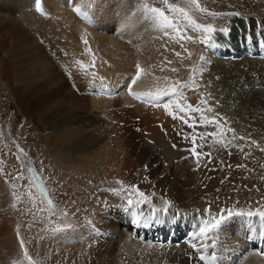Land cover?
Wrapping results in <instances>:
<instances>
[{
    "label": "bare ground",
    "instance_id": "6f19581e",
    "mask_svg": "<svg viewBox=\"0 0 264 264\" xmlns=\"http://www.w3.org/2000/svg\"><path fill=\"white\" fill-rule=\"evenodd\" d=\"M61 1L13 0L9 4L2 3L5 15H0V36L3 33L5 38H8L4 39L6 41L4 43L0 39V53L7 55V61H0V69L3 75L8 74L6 82L10 87L16 83L22 85L18 90L11 87L21 107H25L29 113H42L46 118L44 122L47 124L48 121L52 127L36 144L44 149L47 158L54 166L52 172L55 175L60 172V176L68 178L67 182L71 183V189L77 192L87 191L89 185L95 182L111 184L112 177L127 175L130 170L136 168L133 164L137 162L148 165L156 174L153 179L156 193L169 201V215L179 213V216L174 223L138 229L133 225L130 214L123 210L127 206L125 196H117L112 191H108L107 199L114 204L109 205L108 202H104L103 205L98 203L89 205L88 208L84 207L85 210L80 211V214L89 217V220L83 221L84 224L77 228L53 236V246L49 247L47 253L48 260L55 259L57 263H62L66 260L69 249L81 243L86 244L88 254L95 253L94 264H202L191 258L194 255L191 245L192 233L197 231L194 225L197 224L198 219L208 218V213L204 210L205 208L210 210L207 205L213 203V184L202 186L198 173L204 162H209V159L203 157L199 166L191 158L186 159L190 154L182 149L191 147V142L177 141V131L170 122L162 125L163 128L158 124V121H165L163 106L152 108L149 105H140L139 102H147L129 95L127 84L135 75L137 63L142 69L141 80L133 85L132 91L142 94L155 93L158 89L172 84L164 78H169L171 72L175 73L172 71L173 68L176 70L180 67L187 68L189 79L184 84L189 86L186 91L194 93L198 97L197 102L201 105L211 107L212 116L218 114L226 118V124L221 121L223 126L220 132L224 133V139L230 143L227 150L217 146L225 153L230 152L231 160L237 164L242 156L247 153L249 157L251 153L254 173L264 176V167H261V164H264V156H262L264 149L261 143L264 139V125L250 124L248 129L241 131L236 126L235 117L230 113L228 105L230 101L224 100L237 95L242 97L244 91L249 88L251 97L244 101L246 104L242 111L244 113L255 111L259 114L264 110V70L260 68L264 66V59L251 57L245 51L247 46L254 47L257 44L264 46V19L253 16L246 18L244 29L240 27V21H233L234 27H231V32L228 34L229 42L222 40L225 36L216 34L214 42L219 45L220 50L215 43L214 46L205 44L202 60L197 64L194 63L196 53L193 50L187 52L185 64L183 62L166 64L163 63L164 54L155 62L153 59L148 60L142 49H134L130 46L139 39L141 33L147 32L148 22L146 24L145 13L149 18L151 15L144 0H115V9L107 6L104 13L106 21H114L116 24L104 26H99L100 17L95 8H92V19L87 20L86 16H83V21L75 24V28H71V24L73 18L80 15L79 13L68 15L67 12L61 11L60 18L52 15L49 19L53 24L54 35L57 36L56 41L61 46L64 60L68 63L67 71L72 76L73 83L81 85L87 82L90 87L95 88L87 106L78 112L66 86L61 81L56 83L54 77L56 73L44 58L40 56L42 60L39 61V66H48L47 69L34 63L37 49L31 37L19 25H10L15 22L14 18L9 16L14 12L23 14V17L30 16L34 8L42 6L43 9H54ZM228 1L237 4L236 0ZM36 3L39 4L35 5ZM139 7H144V12L138 11ZM38 10L43 12L41 8ZM103 28L107 31L105 34L102 32ZM234 29L237 31L235 32ZM174 33L172 32L171 37ZM171 37L166 36L164 30L160 28L159 39L168 42L169 39L172 40ZM98 38H105L106 43L101 50L95 48V41ZM84 40H87V45L83 43ZM109 46L115 49L110 59L117 60L108 69L106 65L100 63L98 57L109 49ZM146 46L147 44L143 47ZM227 46H232L233 49L228 50ZM15 48L17 50H14ZM89 48L94 55L86 51ZM33 49H36V54L31 52ZM23 58L29 62L31 67L28 68L29 72L20 69H24L22 65L25 66L23 62L26 60ZM93 60L95 64L94 67H89L90 72L82 70L92 64ZM241 65L244 67L242 68ZM197 68H202L203 71L198 72ZM44 77L49 79L42 81ZM56 77L60 80L57 75ZM236 85L241 87L242 95L238 94ZM61 97H66L68 101L62 100ZM115 97H117L115 100H110ZM119 97L122 105L116 106ZM181 97L182 95L176 99L181 101ZM67 105L75 112L69 113L64 108ZM127 105H131L136 110L148 109L141 110L143 122L145 121L142 126L130 128L121 126L118 119L116 122L109 121V114L114 113L117 116L119 110ZM185 110L188 111L187 108ZM236 110H240V107ZM54 121H59V124H54ZM229 127L234 130L237 137L243 139L233 140V132L227 131ZM212 128L214 131V127ZM184 129L193 130L188 127ZM190 133L188 130L183 132L185 135ZM47 136L53 141L46 140ZM160 136L165 139H160ZM173 144H176L177 148L174 149ZM213 151L218 150L213 149ZM221 153L224 156L225 153ZM181 155L182 158H179ZM42 158L45 161V155ZM248 179L257 184L258 190L255 193L257 196L262 185L264 186V177L257 180L255 175H248L247 179L245 176L246 184L250 182ZM8 192L9 189L0 179V195H2L0 199L5 201ZM82 198L83 203L80 205L88 201V194H83ZM143 205L139 210L147 213L150 207L147 204ZM14 208L15 206L11 205L0 208L3 216L6 217V222L0 229V237L10 235L7 239H0V254L5 264H27L20 254L21 238L13 221L18 209ZM210 211L213 215L220 213V211ZM226 211L228 210L225 209L221 214L227 216L224 214ZM12 221L14 223L11 225ZM253 228L255 231L252 230ZM176 229L179 232H174ZM260 229L258 217L252 218L251 225L245 218L239 216L233 215L229 218L221 226L220 232L215 234L218 236L216 252L221 257L219 264H264V237L259 235ZM164 233L166 234L163 235ZM160 237L162 240L159 239ZM15 249L17 252L14 251ZM88 254H86L87 258Z\"/></svg>",
    "mask_w": 264,
    "mask_h": 264
},
{
    "label": "rangeland",
    "instance_id": "374dc122",
    "mask_svg": "<svg viewBox=\"0 0 264 264\" xmlns=\"http://www.w3.org/2000/svg\"><path fill=\"white\" fill-rule=\"evenodd\" d=\"M236 1L237 4L230 3L228 0H197V3L201 7L207 9L208 13H239V15L235 16H212L207 13L196 11L195 7L188 3V0H167V3H165L164 0H144V2L148 5V9L161 8L165 11V15L169 16L170 19L176 18L180 31H182L185 36L192 37V39L180 42H177L175 39H169L168 42L164 39H159L160 28L156 26L155 21L152 19V14L148 11L151 16L149 18L145 13V18L147 20L146 24L148 22L147 32L141 33L139 39L133 42L130 46L134 49H142L148 60L153 59L155 62L159 61L161 55L164 54L165 60L163 63L166 64L184 63L187 52L193 50L196 53L194 63L197 64L202 60L204 49H206L205 44L201 42L203 34L200 31H193L191 28L186 27V23L183 19L178 17V14L169 12L167 6L175 5L177 7L184 8L189 13V16L197 23L205 25L211 24L215 29L228 28L229 33L231 32V27H234L232 26L233 21H240V27L244 29V20L246 18L253 16L254 18L264 19V0ZM12 2L13 0H0V15H5L3 13L4 9L2 8V3L9 4ZM37 4L39 3H36L35 5ZM114 4L115 0H62L61 3L57 4L54 9H43L42 6L34 8V11L30 16L25 15V17H23V14H17L15 12L12 15H9L15 20V22L10 23V25H19L27 32L35 43L37 49L35 50L37 51V54L34 49L31 51L36 54L34 63L39 66V61L41 62L42 60L40 58H44L48 66L51 67L60 78V80H57L56 75L53 74L56 78V83L58 84L61 81L66 86L68 94L75 101L74 105L78 108V112L82 111V109L87 106L88 99L93 93L92 90L95 88L90 87L87 82H84L81 85L79 83H73L72 76L67 71L68 63L64 60V56L61 52V46L56 41L57 36L54 35L55 30L49 18L52 15L60 18L61 11L67 12L68 15L79 13L80 15L73 18L72 24L69 21L71 28H75V24H79L83 21V16H86L87 20L92 19V8H95L98 10V17H100L98 22L99 26L116 24L114 21H106V14L104 13L107 6L115 9ZM38 8H41L43 12L38 10ZM137 10L144 12V7H139ZM65 21L68 22V20ZM234 31L236 32L237 30L234 29ZM102 32L105 34L107 31L103 28ZM168 32L169 37H171L173 31L168 30ZM216 34H218V36H225L219 31H217ZM216 34L215 37H217ZM1 35L2 36L0 37L4 36L3 33ZM106 35H109V33H106ZM177 35H179V32H175L173 37ZM7 38L8 37L5 38L4 36L0 39L4 43ZM26 39L27 38H25V40ZM222 40L229 42L228 35ZM105 43V38H98L95 41V48L101 50ZM145 44H147V46L143 47ZM244 44L247 45L246 43ZM181 45H183V47ZM215 46L219 48V45L216 43ZM109 47V49L103 51L98 57L100 63L102 65H106L108 69L114 64V61L117 60L116 58H114V60L110 59L111 54L115 53V49L113 46ZM231 47L232 46H227V48H229L228 50L233 49ZM14 50H17V48ZM176 53H180V56L178 57ZM27 58L28 57H26V59ZM23 59L26 60L25 58ZM4 60L7 61L6 53H0V61ZM23 64H25V66L22 65L24 69L20 68L18 65L15 66H18V68L22 71L29 72L30 70L28 68L31 67L28 60L24 61ZM48 66L41 65L39 67L47 69ZM241 66L242 68L244 67L243 65ZM85 68L89 70L88 66H85ZM182 68L185 67H180L177 71H175V73L171 72L170 75H168L169 78L166 77L167 81L169 83H174L176 81L184 83L187 81L189 79V71L185 68L179 72ZM260 68L264 70V66H260ZM57 70H59V72H57ZM110 70L116 71L112 69ZM90 71L91 70H89V72ZM192 77H194V75ZM7 78L8 74L3 75L0 69V179L5 187L9 189L7 199L5 201L0 199V208L11 205L15 206L14 209H18V213H15L16 215L14 216L13 221L16 223L19 237L25 242L20 254L23 256V259L27 264H29V261L24 255L25 250H27L28 255L31 256L33 264H36V262H38V264H91L92 260V264H94L95 253L88 254L86 244L81 243L69 249L68 256L65 261H62V263H57L58 261L55 259L53 261L48 260L49 254L47 255V253H49V247L53 246V236L77 228L81 226V224H84L83 221L89 220V217H84L80 214V211L85 210V208H88L89 205L93 206L98 203L103 205L104 202H108L109 205H113L114 203L111 201L109 202L107 199V192L112 191V189H120L121 185H118L116 183L117 181L123 182V186L125 188L133 184L137 185L139 191H142L151 197V205L163 208V201L165 198L163 199L162 196L158 195L156 193L157 190L153 186V179L156 177V174L148 165L137 162L133 164L136 168L130 170V173L127 175L112 177L111 184L107 185L105 182H95L89 185V189L87 191L82 192H77L71 189V183L67 182L68 178L60 176V172L56 175L52 172L54 166H52L51 161L47 158L44 149L38 147L36 144V142L40 141L44 137V134H47V132L50 131L52 128L51 125L48 121L47 124L44 122L46 118L42 116V113H29L26 111L25 107H21L14 96L12 88L18 90L22 85L18 83L12 84L11 88L6 82ZM48 79V77H44L42 81H47ZM235 88L238 90V94L240 93V95H242L240 92L241 87L236 85ZM244 92L245 94L242 95V97L237 95L236 97H227L224 99L230 101L228 104L230 107V113L235 117L236 126L241 131L248 129L250 124L264 125V110L259 114L255 111L249 113H244L242 111V108L246 104L244 101L251 97L249 88H247ZM118 96H120V94ZM196 97L197 96L194 93H191L189 90L186 91V88H184L181 101L176 99L175 102L180 105L185 104L193 107H200L201 112L189 113V116L195 117L197 120L201 114L212 117L211 112H206L205 110L207 107L197 102L198 97ZM116 98L117 97L111 98L110 100L113 101ZM61 99L68 101L66 97H61ZM139 104L142 106L149 105L152 108L160 107L153 106L150 103L148 104V102H139ZM218 104L219 103H216V105ZM240 104H243V106H239ZM121 105L122 103L119 97L116 106ZM238 107H240V110H236ZM64 108L69 113L75 112V110L69 105L64 106ZM141 110L145 111L148 109ZM141 110H136L131 105H127L123 109L119 110L117 116H115L114 113L109 114L108 119L111 122H116L118 119L121 126H127L130 128L140 127L145 123V121L143 122ZM169 110L173 111L174 114L178 116H184L185 113L188 112L185 109L183 112H175L174 108H170ZM161 118L163 119L162 116ZM167 122H170L172 124L171 126L175 128L176 131H181L182 133L187 130L191 133L193 131L184 129V127L187 126L183 124L180 119L173 120L172 117L167 115L165 112V121H158V124L164 125ZM192 122V119H189V123ZM54 124L58 125L59 121H54ZM199 131L211 132L213 131V128L212 126L207 128L200 127L198 128V132ZM160 139L165 138L160 136ZM211 139V137L208 138L207 145L204 147L203 151L205 150V153L211 152L212 159L209 162H204L202 168L198 170L202 186L213 184V203L211 205L214 207L211 205L207 206H209L210 210L213 212H219L221 209H227L228 211L233 209L239 211L243 210L245 212L249 210L255 211L258 207L257 202L264 201V186L262 185V188L259 190L260 193L255 196V193L258 190L257 184L251 179H248L250 182L249 184H246V180L244 179L245 176L247 179L248 175H255L257 180L264 176L254 173L255 168L252 167V154L249 153L250 156L248 157L246 153L242 156V158H240L238 164L234 163L230 158L231 153H225V151L220 149L217 145H213L211 143ZM46 140L53 141L49 136H47ZM176 140L185 141L179 136ZM199 143L200 141L197 140V144ZM261 143L264 149V139ZM212 148L218 150L217 152L219 154L214 152ZM261 149L262 148L260 147V150ZM197 151H200V149L198 148ZM221 152L225 153L224 156ZM44 155L45 161L42 160V156ZM262 156H264V151ZM179 158H182V155ZM205 158L209 159L207 156ZM241 161L242 163H240ZM262 166L264 167V164H261V167ZM29 169H32V171H29ZM86 193L88 194L89 199L87 202L80 205V203H83L82 195ZM125 193L126 192L122 193L120 196H126ZM1 197L2 195H0V198ZM133 198L135 199L136 197L133 195ZM49 200L51 201V204H49ZM143 206L144 205H141L140 208ZM228 211L224 214L228 215ZM195 213H197V211H195ZM9 219L11 220V217H9ZM13 221L11 222V225L14 223ZM5 222L6 217L3 216V213L0 211V229L2 228V224ZM66 224L71 225L70 228L65 227ZM55 228H59L60 230L54 231L53 229ZM165 232L167 233V231ZM174 232L179 231L176 229ZM8 237H10V235L0 237V239H7ZM14 251L17 252L16 249ZM85 253L88 254V258ZM0 264H5L2 261L1 254Z\"/></svg>",
    "mask_w": 264,
    "mask_h": 264
},
{
    "label": "snow or ice",
    "instance_id": "6c2138e0",
    "mask_svg": "<svg viewBox=\"0 0 264 264\" xmlns=\"http://www.w3.org/2000/svg\"><path fill=\"white\" fill-rule=\"evenodd\" d=\"M165 3H167V0H164ZM188 3L190 5H193L196 9V11L207 13L212 16H235L239 15L237 12H228V13H217L212 12L208 13V10L201 7L197 0H188ZM168 11L178 14V17H181L183 21L186 23V27L191 28L193 31H200L203 36L201 42L204 44H207L209 46H214V37L217 31L222 32L225 36L228 35L229 29L223 28V29H215L213 25L211 24H200L197 23L194 19H192L189 16V13L184 9L177 7L175 5H168ZM148 11L152 14V19L155 21V24L157 27H160L164 30V34L167 36L169 34L168 30H172L173 32H179V35L175 37H171L172 39H175L177 42L183 41V40H191L192 37L185 36L182 31L179 29V24L177 23L176 18H169V16L165 15V11L161 8H150ZM83 43L87 45V40H84ZM183 47V45H181ZM86 51L89 54L91 53V49H86ZM94 55V54H92ZM176 55L179 57L180 53H176ZM95 61L93 60V63L89 65L88 67H94ZM82 70L87 71V68H83ZM172 71H177L175 68L172 69ZM196 71H203L202 68H197ZM141 66L139 63L136 64V72L135 75L131 77L130 83L127 84V90L129 95H132L136 99H140L142 102L147 101L148 103L152 104L153 106H163L165 112L167 115L171 116L173 120L180 119L183 124H185L188 128L193 129V132L185 135L181 131H177L176 135L181 137V139L185 141L191 142V147L187 149H182L184 151H187L190 156L186 157L191 158L197 166H199L201 159L205 156L209 158V161L212 159L211 152L205 153L203 151L204 147L207 145L208 138L211 137V143L213 145H219L220 148L227 150L228 145L230 141H226L224 139V133L220 132V128L223 126L221 121H223L224 124L227 123L226 118H223L219 116L218 114L216 116L209 117L207 115L201 114L199 116V119L197 120L195 117L189 116V113L191 112H201L200 107H193L191 105H180L175 102L177 97H180L182 95L181 90L184 88H187L189 85L181 83L180 81H176L167 87H163L158 89L155 93H137L133 92L132 88L133 85L138 84L141 80ZM159 79V78H157ZM167 80V78H164ZM105 91H107L105 89ZM168 99H165V98ZM170 108H174L175 112H183L185 108L188 109V112L185 113L184 116H178L175 115L173 111H170ZM206 112H212V108L208 107ZM189 119H192V123H189ZM214 127V131L211 132H204V131H196L200 127ZM163 128V126H160ZM139 131V129H137ZM229 132H233L232 139H243V137H237L234 134V130L230 127L227 129ZM197 140L200 141L199 144H197ZM252 143H255V141H252ZM236 147H239V145H236ZM173 148H177L176 144H173ZM200 149V151H197V149ZM29 171H32V169H29ZM118 185H121L120 189H112L113 193L117 196H120L122 193L126 192L127 195L125 196L126 199V207L123 208V210L130 214L131 221L135 227L139 228H148V227H154V226H162L164 224L174 223L179 213H173L169 215V201L164 200V207L159 208L151 205V197L146 195L144 192L139 191V188L137 185H130L125 188L123 186V182L117 181ZM133 195L136 197L133 198ZM154 195V193H153ZM49 204H51V201L49 200ZM147 204L150 207V210L147 213H144L143 211H140V205ZM258 207L255 209V211H239L236 212L234 210H229L228 215L225 216L221 213L224 212V209L220 210V213H217L216 215H213L211 211L208 208H205V213H208V218H200L198 219L197 224L194 225V227L197 228V231L192 233L193 242H192V249L194 252V255L191 257L192 259H196L202 264H219L221 257L216 252V247L218 244V236L215 234H218L220 232L221 226L233 215L239 216L241 218H245L247 220V223L249 225L252 224V218L258 217L259 222L261 225V229L259 232V235L261 237H264V201H258L257 202ZM71 225L66 224L65 227H70ZM54 231H59V228L53 229ZM255 231V229H252ZM24 241L21 240V247H24ZM24 255L26 259L29 261V264H33L31 256L28 255L27 250H25ZM38 264V262H36Z\"/></svg>",
    "mask_w": 264,
    "mask_h": 264
}]
</instances>
